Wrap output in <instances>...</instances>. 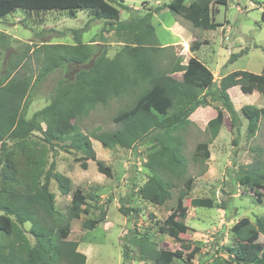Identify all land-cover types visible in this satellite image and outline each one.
Masks as SVG:
<instances>
[{
    "label": "trees",
    "instance_id": "trees-1",
    "mask_svg": "<svg viewBox=\"0 0 264 264\" xmlns=\"http://www.w3.org/2000/svg\"><path fill=\"white\" fill-rule=\"evenodd\" d=\"M213 1L195 0L186 4L185 0H171L145 14L121 21L120 9L128 12L130 9L116 0H0V18L19 9L27 12L65 11L70 16L78 11L90 12L108 26L103 32H112L122 44L113 56H109L107 48L94 45L95 40L83 43L84 29H80L72 31L73 44L42 43L34 47L26 44L10 53L0 73V264L86 262V256L78 251L79 243L68 240L70 221L87 214L83 209L86 198L79 189L71 193L70 179L56 171L54 161L49 162L50 154L54 157L57 149L79 154L74 161L83 170L87 169L88 161H94L97 171L111 178L110 168L97 160L90 138L105 149H132L137 143H147L152 146L143 163L147 180L136 187V194L156 206L171 199L174 186L169 179H179L187 173L181 134L192 124L189 118L196 109L211 106L204 92L215 82L209 68L193 57L186 64L178 63L172 73L173 61L167 67L159 68L160 58L173 47L160 46L153 19L168 9L194 28L215 30L220 25L214 23L213 18L207 19L213 13ZM220 2L225 4V1ZM261 19L264 20V11ZM8 38L7 34L0 33V48L9 50ZM206 44V40H194L189 48L197 51ZM244 51L232 54L229 61ZM32 54L37 65L35 75L30 64ZM58 70L64 77L53 88L48 104L26 118L33 85ZM176 73L180 78L173 76ZM234 87L244 95L258 92L264 96V74L234 71L218 81L210 100L220 103L231 115L230 128L239 126L228 93ZM133 95L132 105L112 118L119 126L117 129H96L85 134L77 126V122L97 105ZM240 112L247 121L246 131L255 135L260 120L264 119V109L244 105ZM223 120L224 111L216 109V116L206 124L210 135L208 141L195 145L194 163L204 164L210 158L208 146L217 137ZM51 181L56 183L62 196L71 193L66 217L55 210V196L49 190ZM238 181L242 189L252 193L256 203L264 201V169L244 173ZM192 183L191 177L186 179V190L180 192L177 208L171 209L162 223H156L159 233L177 239L190 230L185 224L188 209L183 204ZM189 206L212 208L213 201L191 199ZM119 212L128 216L136 210L122 205ZM102 219L85 221L83 227L93 229ZM26 223L33 244L26 235ZM230 231L236 244L220 249L227 257L214 256L205 264H264V242L259 241L260 237L264 238L263 217H257L255 225L249 219L241 218ZM128 241L135 245L133 250H136L138 261L144 264H177L175 261L190 264L200 253L199 247L190 248L183 243L174 251L163 249L146 236ZM123 248L122 259L126 261L132 251L127 245Z\"/></svg>",
    "mask_w": 264,
    "mask_h": 264
},
{
    "label": "rangeland",
    "instance_id": "rangeland-1",
    "mask_svg": "<svg viewBox=\"0 0 264 264\" xmlns=\"http://www.w3.org/2000/svg\"><path fill=\"white\" fill-rule=\"evenodd\" d=\"M116 1L129 7V12L120 9V20L127 21L132 16L145 14L148 10L167 4L171 0ZM192 1L195 0H185V3ZM220 1H225V4ZM212 11L207 19L213 18L214 23L220 25L215 30L194 28L185 21L189 29L180 27L179 33V36H189L190 41L206 40L208 44L202 45L197 51L188 48L184 53L181 46H175L164 54L165 57L160 58L158 64L159 68H164L173 61L174 64L170 68L172 73L178 63L186 64L187 60L193 57L209 68L215 82L204 92L211 106L198 108L191 116L192 119L190 118L192 124L181 134L187 173L179 179H169L174 186L170 200L162 206H156L136 194V187H140L147 180L143 163L146 161V153L152 147L147 143H137L132 149H105L98 141L90 138L97 160L110 168L111 178L99 173L94 161H88L86 170L81 169L79 163L74 161L79 154L65 153L60 149H57L54 157L50 154L49 162L54 161L56 171L70 179L71 193L79 189L86 198L83 209L87 214H81L79 219L70 221L71 232L68 237V240L79 243L78 251L86 256L85 264H144L138 261L136 250H133L135 245L128 241L141 236H146L159 247L170 251L179 249L182 243L190 248L199 247L200 253L190 264L210 263L214 256L227 257L224 251L220 250L222 247L236 244L235 236L230 231L235 222L247 218L255 225L257 217L264 218V201L261 204L256 203L252 193L242 189L238 181L244 173L260 172V169H264V119L260 120L255 135H250L246 131L247 121L240 112L244 105L264 109V96L258 92L244 95L238 87L230 89L229 96L239 122L238 127L232 128L231 115L220 103L210 100L219 78L231 72L264 74V20L261 19L264 0H214ZM178 17L168 9L154 16L155 33L161 43L172 40V34L169 32L172 27H177L180 20ZM165 27L170 31L166 32L168 29ZM80 29H84L81 36L83 43L95 40L94 45L107 48L109 56H113L122 45L117 42L112 32H103L108 29L103 21L95 19L87 11H78L74 16H70L65 11L27 12L19 9L0 18V33L7 34L11 43L9 50L0 48V73L3 72L10 53L18 50L19 46L28 44L34 47L42 43L73 44L72 31ZM241 50H245L244 53L230 62V56ZM30 64L35 75L37 65L33 54ZM173 76L180 78L178 73ZM63 77L64 73L58 70L33 85L28 97L26 118H30L48 104L53 88ZM134 96L112 99L106 105H97L77 122V126L85 134H90L96 129H117L119 126L113 123V116L131 106ZM219 108L224 111V120L218 137L208 146L210 158L204 164L194 163L192 155L195 145L208 141L210 135L206 124L216 116V109ZM189 177L193 179L192 189L183 205L188 209L185 224L190 230L175 239L159 233L156 223H162L170 210L177 208L178 196L181 191L186 190L184 183ZM49 190L55 196V210L66 217L71 193L62 196L54 181L50 182ZM196 198L211 199L213 207L189 206L190 200ZM122 205L133 208L136 212L124 216L119 212ZM101 218L102 221L98 222L95 228L83 227L85 221ZM24 229L33 244L34 240L27 232L28 223L24 225ZM259 241L264 242V238L260 237ZM123 245H127L132 251L126 261L122 259ZM175 262L186 264L185 261Z\"/></svg>",
    "mask_w": 264,
    "mask_h": 264
},
{
    "label": "crops",
    "instance_id": "crops-1",
    "mask_svg": "<svg viewBox=\"0 0 264 264\" xmlns=\"http://www.w3.org/2000/svg\"><path fill=\"white\" fill-rule=\"evenodd\" d=\"M180 20L177 22L178 24H177V27H172L171 28V32H169L170 30H169V28H167V27H165L166 28V30L168 29V31H166V32H169V33H171L172 34V40H170V41H167V42H160L159 40H158V42H159V44H160V46L161 47H175V46H181L180 48H181V50H182V52L184 53L186 50H188V48H189V44H190V42H192V41H194V40H192V41H190V38H189V36H188V38L183 34H181V36H179V33L181 32L180 31V27H185V28H187V29H189L188 27H189V25L185 22V20L184 19H182L181 17H178ZM173 24V23H172ZM172 26V25H171ZM171 26H169V27H171ZM182 54V53H181ZM178 56V55H177ZM203 63V62H202ZM204 64V63H203ZM205 65V64H204ZM206 66V65H205ZM219 80H220V78H219ZM218 80V81H219ZM230 91V90H229ZM229 91H228V93H229ZM197 110V109H196ZM196 110H195V112H196ZM235 110V109H234ZM195 112L192 114V115H194L195 114ZM191 115V116H192ZM190 116V118L192 119V117ZM189 118V119H190ZM214 118V117H213ZM244 118V117H243ZM191 121V120H190ZM222 127V126H221ZM220 130H221V128H220ZM220 130H219V132H220ZM218 135H219V133H218ZM218 135H217V137H218ZM216 137V138H217ZM215 138V139H216Z\"/></svg>",
    "mask_w": 264,
    "mask_h": 264
}]
</instances>
